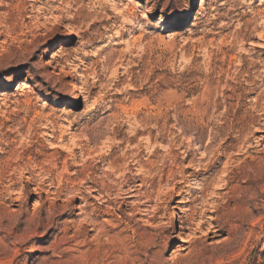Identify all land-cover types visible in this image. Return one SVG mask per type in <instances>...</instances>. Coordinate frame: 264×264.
I'll use <instances>...</instances> for the list:
<instances>
[{
  "label": "rangeland",
  "instance_id": "1",
  "mask_svg": "<svg viewBox=\"0 0 264 264\" xmlns=\"http://www.w3.org/2000/svg\"><path fill=\"white\" fill-rule=\"evenodd\" d=\"M0 264H264V0H0Z\"/></svg>",
  "mask_w": 264,
  "mask_h": 264
}]
</instances>
